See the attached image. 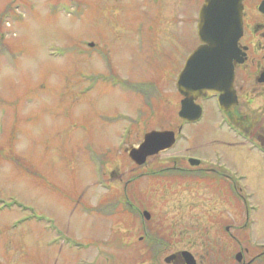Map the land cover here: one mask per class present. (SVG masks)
Returning <instances> with one entry per match:
<instances>
[{
    "label": "rangeland",
    "instance_id": "rangeland-1",
    "mask_svg": "<svg viewBox=\"0 0 264 264\" xmlns=\"http://www.w3.org/2000/svg\"><path fill=\"white\" fill-rule=\"evenodd\" d=\"M202 4L0 0V264L149 262L125 251L138 243L126 198L151 214L158 239L173 236L174 249L217 253L218 222L242 217L241 193L226 190L227 181L210 190L215 173L169 159L215 151L250 177L261 206L253 238L264 242V159L217 130L213 103L203 124L183 132L188 141L144 167L126 153L147 133L181 124L176 80L199 45ZM251 103L238 112L253 113L255 127L264 100ZM174 168L181 171L145 177Z\"/></svg>",
    "mask_w": 264,
    "mask_h": 264
},
{
    "label": "flooded vegetation",
    "instance_id": "flooded-vegetation-1",
    "mask_svg": "<svg viewBox=\"0 0 264 264\" xmlns=\"http://www.w3.org/2000/svg\"><path fill=\"white\" fill-rule=\"evenodd\" d=\"M205 2L206 0H202V7ZM231 2H233L235 6L236 3L239 2L237 8L239 13H237V15H235V13H230L225 16L226 18H230L234 14L236 22L238 20V25L236 24L234 27L235 36H238V39L237 37L233 39L230 45L231 65L233 68L232 92L234 101L228 102L223 100L221 91L216 92L215 95L205 93L195 101V104L201 108L200 119L191 122L180 119L181 124L178 129L167 132H173L175 134L176 142L173 147L188 141L186 134H183V132L189 126H200L203 124L207 115L205 104L213 103L215 112L219 117V121L216 125L217 130L229 133L234 140L241 141L242 144L246 146L249 153H256L263 160L264 104L257 109V114L259 115L255 116V127H250L247 123L249 120H253L252 118H247V116H252L253 113L252 115H243L238 112V109L241 107L245 114H248L249 104H253L251 101L264 100V0H231ZM218 7L221 9V5ZM199 15L200 12H198L197 19L194 21L198 41ZM201 46L202 43L199 41V45L193 53ZM193 53H191L188 58ZM188 58L184 62L183 67ZM181 97L180 106L182 108L184 97ZM243 97H245L246 100L243 101ZM173 147L170 150H172ZM168 151L161 152L155 156H161ZM155 156L148 158L143 166L135 165L142 168L147 164L149 159ZM169 159L175 164L179 161L185 163L189 169H196L195 171L197 172L205 170L215 173L219 177V180L216 181V183L209 184L210 190L215 189L224 191V188L227 190L228 186L236 193L235 195L241 193L240 198L243 204L241 206L242 217H231L226 226H220L222 224L218 222V232L214 241L215 251H217V253L212 255L211 250H208L206 254H203V252L193 253L190 252L188 248L185 250L174 249V245L171 244L170 241V239H173V236H171V238L159 236L160 239H158L156 233L157 228L150 223L152 218L147 220L146 217H144V211L146 210L134 203L126 204L128 200L126 198L124 199L125 206L123 207V211H125L124 214L130 215V218L136 221L138 243L136 249L133 245L130 248H125V251L133 252V250H135L138 251L139 254L143 252L142 255L145 258H140L138 260L148 259L149 262L144 264H190L189 259H187L184 253H189L192 256V259L190 258L192 264L193 261L194 264H264V242L254 239V234L252 233L255 226V220L252 218V215L259 213L261 206L252 201L255 194L249 186L250 177L246 173L239 172L231 167L230 163L225 161V157L220 151H215L213 153V158L181 154L170 156ZM179 169L159 170L160 172L151 171L145 174V177H154L170 171H181ZM143 176L144 175H141L140 177ZM224 181H227L226 183L228 184L223 185V183H225ZM231 182L234 183V186ZM126 186L127 185H125V188ZM141 232L142 235H140ZM126 238H128V236L123 235V240ZM202 241L201 246L203 251H205V242L204 240ZM223 242H225L226 245L224 249L221 248ZM141 244H143L144 247L141 246ZM139 245L143 249L139 248Z\"/></svg>",
    "mask_w": 264,
    "mask_h": 264
},
{
    "label": "water",
    "instance_id": "water-1",
    "mask_svg": "<svg viewBox=\"0 0 264 264\" xmlns=\"http://www.w3.org/2000/svg\"><path fill=\"white\" fill-rule=\"evenodd\" d=\"M219 5H221V9L218 7ZM238 5L239 2L235 6L231 0H206L200 11L198 36L202 46L188 58L176 82L178 92L184 97L180 112L182 120L191 122L200 119L201 108L195 104V101L205 93L215 95L216 92L221 91L223 100L234 101L231 48H219L224 41L221 32L216 30L215 18L216 14L226 16L235 13L237 15L239 13ZM226 22L231 28L238 25L234 14L230 18H226ZM236 37L238 39V36L235 35L233 39ZM175 142L176 137L173 132L153 131L144 136V140L139 146L127 148L126 153L134 164L143 166L148 158L170 150ZM126 204L131 203L127 200ZM144 217L147 220L151 219L148 212H144ZM184 255L192 264L190 261L192 256L189 253H184Z\"/></svg>",
    "mask_w": 264,
    "mask_h": 264
},
{
    "label": "bare ground",
    "instance_id": "bare-ground-1",
    "mask_svg": "<svg viewBox=\"0 0 264 264\" xmlns=\"http://www.w3.org/2000/svg\"><path fill=\"white\" fill-rule=\"evenodd\" d=\"M216 30L221 32L224 43L219 46V48H230L231 42L233 40V37L235 35L234 27L231 28L228 26L226 22V17L224 14H216Z\"/></svg>",
    "mask_w": 264,
    "mask_h": 264
}]
</instances>
